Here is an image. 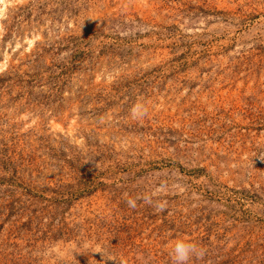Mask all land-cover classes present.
Instances as JSON below:
<instances>
[{
	"label": "rangeland",
	"instance_id": "1",
	"mask_svg": "<svg viewBox=\"0 0 264 264\" xmlns=\"http://www.w3.org/2000/svg\"><path fill=\"white\" fill-rule=\"evenodd\" d=\"M177 239L264 264V0H0V264Z\"/></svg>",
	"mask_w": 264,
	"mask_h": 264
},
{
	"label": "clouds",
	"instance_id": "2",
	"mask_svg": "<svg viewBox=\"0 0 264 264\" xmlns=\"http://www.w3.org/2000/svg\"><path fill=\"white\" fill-rule=\"evenodd\" d=\"M131 115L133 118L139 119L143 116L147 115V108L143 104H136L131 109ZM162 190V189H161ZM160 191V190H158ZM157 192H153L151 195H145L142 198L146 203H152V196L158 194ZM137 199H141V197H137L135 199L129 198L127 200V204L129 207L135 209L137 206ZM160 210L162 211L164 205H160ZM204 250L200 248L196 243L187 241L184 239H177L171 246L170 256L173 261V264H190L193 258H202L204 256ZM109 260H115L114 257H108Z\"/></svg>",
	"mask_w": 264,
	"mask_h": 264
}]
</instances>
